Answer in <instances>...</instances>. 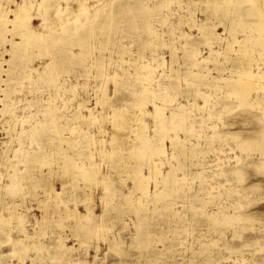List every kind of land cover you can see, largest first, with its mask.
<instances>
[{"label":"rangeland","instance_id":"374dc122","mask_svg":"<svg viewBox=\"0 0 264 264\" xmlns=\"http://www.w3.org/2000/svg\"><path fill=\"white\" fill-rule=\"evenodd\" d=\"M104 1L110 2L92 25L94 47L101 48L94 49L93 56H104L108 73L121 76L122 83L116 89L113 79L107 81L103 107L95 105L101 96L95 93L98 80L86 76V67L77 58L59 62L56 68L45 67L46 56L9 63V52L5 50L10 45L0 42V187L26 172L40 179V187L51 182L64 203L61 208L50 204V220L34 235L37 219L46 217L42 214L44 208L38 207L37 196L26 195L23 199L19 210L28 205L22 214L31 236L25 242L32 246L24 257L25 264H31L32 256H38V264H60L57 253L48 248L57 237L73 246L71 254L86 264H235L240 260L244 264H264V95L259 94L258 102L251 103L255 96L252 91L248 103L240 105L224 81L235 76L236 66L230 60L235 57L234 51H225L223 43L213 36L209 46L201 37L204 29H213L223 40L228 36L224 29L229 25L228 13L211 8L212 1L223 0ZM32 22L36 25L38 19ZM75 29L68 33H76ZM191 49L197 53V66L186 61L184 52ZM138 55V60L157 70L151 86L160 98L157 102L164 104L165 113L181 107L183 119L192 124L193 131L187 136L181 130L169 131L163 141L164 154L152 157L162 163V174L170 166L178 167L175 173L179 181L172 196L159 197H153L155 188L152 180L148 182V196L141 198L142 224L122 198L129 193L139 194L133 190L129 175L109 170L108 156L100 160L93 155L92 159L101 165L100 177L109 184L88 189L94 195L92 208L87 210L82 203L86 196L82 181L74 177L63 185L56 150L60 142L53 135L55 121L62 127L71 126V130L62 132L70 137L61 143L62 149L71 146L75 149L71 156L79 155L85 163L93 153L84 144L85 136L96 135L103 140V149L108 150L114 130L113 124L103 118L112 107L127 109L126 116L134 110L133 94L141 87L134 70ZM256 67L252 69L258 72ZM261 68L264 70V65ZM54 69L58 76L50 80L47 73ZM239 75L241 81L248 80ZM48 107L53 113L45 114ZM151 109L148 104L147 110ZM93 116L100 119L98 123L82 124L83 119ZM142 119L145 135L156 139L151 117L145 115ZM97 126L104 133H99ZM123 127L116 132L127 139L121 144L127 154L141 143ZM34 154L49 158V162H34ZM121 164L137 165L126 157ZM140 164L146 174V165L141 162L137 166ZM158 186L156 189L162 192L160 183ZM105 195L110 204L103 209L100 200ZM5 199L10 206L21 202L18 195ZM74 208L83 216L81 220L73 218ZM8 228L10 238H23L15 225ZM74 229L81 230L79 236L83 238L76 240ZM35 242L40 244L37 249ZM10 248V243L2 245L0 252ZM18 260L16 257L12 262Z\"/></svg>","mask_w":264,"mask_h":264},{"label":"bare ground","instance_id":"6f19581e","mask_svg":"<svg viewBox=\"0 0 264 264\" xmlns=\"http://www.w3.org/2000/svg\"><path fill=\"white\" fill-rule=\"evenodd\" d=\"M108 2L110 1L17 0L15 2L14 0H0V42L10 45L9 49L5 50L9 52V63H16L23 59L27 60L33 56H46L48 57V62L45 64V67L56 68L60 65L59 62L77 58L79 63H84L86 67V76L88 77L90 75L98 80L95 93L99 92L101 96L97 97L95 105L103 107L104 103L107 101L105 96L107 81L110 78L113 79L116 89H118V86L122 83L121 76L108 73V64L104 56H93L94 49H101L98 46L94 47L95 32L92 30L93 21ZM211 3L212 9H221L224 13H228L229 25L224 28L228 36L223 40L220 35L213 32V29H204L201 31V37L205 39V44L209 46L210 36H213L215 40L223 43L225 51H234L235 57L230 60L236 66L235 76L233 75V77L225 79L224 81L229 91L238 98L239 104L248 103L246 99L252 94V91L255 96L249 102H258L259 94L264 95V70L261 68L264 65V0H223V2L212 1ZM34 19H38L36 25L32 22ZM74 26L76 27V33L73 32L74 35L72 31L68 33V30L73 29ZM58 34H62L63 36H59ZM196 54V51L193 49L184 52L186 61L192 64V66L198 65V60L195 58ZM139 58V55L135 58L136 63L134 70L137 71L135 78L141 83V87L137 93L133 94L132 106L134 110L131 113L128 112V116H126L127 109L112 107L108 116L103 118V120L106 119L113 124L114 130L109 140L110 148L108 150L103 149V140L97 138L96 135L89 134L85 136V146L93 150V153L87 156L88 161L85 163L80 159L79 155L74 156L75 158L71 156L72 154H70V152H75V149L71 146H67L65 150L62 149L61 143L70 139V137H64L62 132L66 128L71 130V126L67 124L66 127L59 126L54 120V132L56 133L53 135L54 138L60 142L56 150L59 153L60 162L58 168L60 170L59 172H61L63 185L71 182L74 177H78L82 181L83 185L81 186L86 192V196L82 199L84 207L87 210H91L92 208L94 194L88 190L90 187L97 186L104 188V186L109 184L107 179H102L100 177L99 172L101 170V165L100 162H96L92 159L93 155L97 154L100 160L108 156L111 159L110 165L108 166L109 170L111 171L112 169V171L117 172V174L124 172L129 175V178L132 180L133 190L136 191L139 196H133L132 193H129L122 198L124 203L137 214L138 220H140L142 224L143 220L140 217L143 215L142 211L144 204L141 198L148 196V182L152 180L155 188L153 197H159L172 196L175 192V185L179 181L175 173L178 167L170 166L169 169L162 174L160 170L162 163L160 161L157 162V160L152 157H159L161 154H164L163 141L166 137H169V131L177 132L181 130L185 133V136L191 135L193 131L192 124L190 122L185 123L183 114L181 113V107L171 109L170 112L165 113L164 104L157 102V99L160 98L154 94L151 87L154 79L158 76L157 70L150 63L138 60ZM202 61H205V59ZM90 64H92V66H90ZM254 65L257 66L258 72L252 69ZM157 66H160V64ZM259 68L261 69L259 70ZM123 74H125V71H123ZM239 74L242 75V79L247 78L248 80L241 81V76ZM47 76L49 79H54L55 76H58V72L54 69V71H49ZM148 104H151V112L147 110ZM51 111V107H48L45 110V114H47V112L51 114ZM145 115L150 116L152 119L153 130L156 134V139L154 140L144 133L145 124L142 118ZM51 118H54V114L51 115ZM99 120L97 116H93L88 120L83 119L82 124L90 126L94 125L96 122L98 123ZM123 126L126 127L127 132H133L135 139L141 143L139 148H134L127 154L123 153V146L121 145L127 139L116 132V130H119ZM97 127L99 133H104V129H101L100 126ZM125 127H123V129ZM174 134L176 133L174 132ZM171 140H173V138H171ZM16 151H18V149L14 150L13 153H16ZM32 156L35 157L33 161L39 162V164L49 162V158L45 156H39L38 154ZM125 157L133 159L137 165L144 162L147 169L146 174L142 172L141 164L139 166H122L121 162ZM49 173L50 170H48L47 174ZM45 178H47L46 175ZM39 183L40 179L37 180L25 172L21 176H16L15 180H10L8 185L0 187V247L9 243L11 245L8 252H0V264H25L24 257L27 254L29 255V251L31 250L32 246L30 247V245L25 242V240L31 238V236L25 229L26 220L25 216L22 214L26 211L25 209H27L28 205L21 211L19 210V206H21L26 195L37 196L36 200L38 207L44 208V213L42 214L46 216L45 219L41 218L40 221L37 219L36 225L33 227L34 235L39 234L42 230L43 223L50 220V204L55 203L57 207H60V204H64L61 202V199H59L58 193L54 191L51 182L48 181L41 187ZM159 183L162 192L156 189L159 187ZM38 187L43 188L42 192L38 193L36 191ZM41 193H43L42 196H39ZM102 193L105 194L107 192L103 190ZM102 193L101 195H103ZM15 195L20 197L21 202L11 204V207L6 202L5 196L13 199ZM100 201L103 209L110 204L108 195L101 197ZM4 209L7 210L5 215L2 214V210ZM56 210L62 211V209H55L54 211ZM76 211L77 208L72 210L73 218L81 220L83 216ZM12 225H15L24 239L14 240L9 237L8 232L10 229L8 227L12 228ZM87 228L89 227H83L84 230H88ZM139 229L137 232L139 236L142 237ZM80 232L81 230L78 229L73 230V236L76 240L83 238L79 236ZM141 239L138 243H141ZM53 241L54 243H51L48 248L51 253H57V256L60 258V264H86L85 261L76 259L77 256L74 258V254H71L73 253V246H67L64 238L60 239L57 237L54 238ZM33 245L34 249L40 247L38 242H35ZM113 245L114 244H111V247ZM76 250H78V248ZM16 257L19 259L18 262H12V259ZM36 258H38V256H35V258H33V256L31 257V264H38ZM235 264H244V261L240 260Z\"/></svg>","mask_w":264,"mask_h":264}]
</instances>
